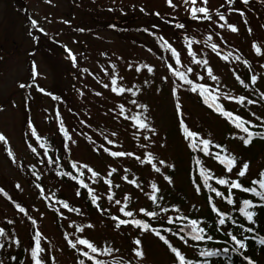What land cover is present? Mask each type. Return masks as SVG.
<instances>
[{"label":"rangeland","instance_id":"1","mask_svg":"<svg viewBox=\"0 0 264 264\" xmlns=\"http://www.w3.org/2000/svg\"><path fill=\"white\" fill-rule=\"evenodd\" d=\"M173 3L175 8L170 7L166 0H51L50 3L48 0H0V134L8 141L7 144L0 141V188L8 193V196L0 193V226L2 222L15 220L18 234L27 231L28 227V218H22L4 199L7 197L12 203L22 205L26 209V216L29 214L37 219L38 231L51 245L55 255L61 257L62 264H70L69 260L73 257L63 250L52 216L46 211L40 198L41 192L37 195L35 191H31L29 182L22 174L24 166H28L29 170H38L46 186L44 198L49 202L55 199L54 180L50 179L47 172L51 171L52 164L39 166L28 146H39V143H35V138L31 137L29 120L42 139L51 138L62 145L64 158L71 163L88 165L100 174L92 177L82 169L89 187L100 197V202L104 201L106 205L107 196L114 193L116 198L110 204L117 208L122 205L127 194L130 197V208L138 213L149 200L152 182L163 193L182 189L188 197L189 205L201 202L188 184L185 172L188 167L187 146L181 138L175 97L172 95L173 87L182 82L171 75L167 65L152 51L157 43L162 46L159 37L163 36L181 53V65L175 67L183 71L191 66L197 73L205 76L199 83L216 87V82L207 78L202 65L191 63L185 37L200 41L193 44L196 58L209 61L223 92L238 95L239 88L235 82L233 67H237L235 63H242L250 70V78L253 75L257 77V88L264 93V55H258L253 49V42H256L264 53V0H248L247 4L237 0L234 5H228L226 0H208L213 21L193 20L189 15L191 5L186 6L184 0H173ZM196 6H201V0H197ZM142 8L144 11H141ZM231 8L239 11H230ZM216 10L224 14L228 23L235 25L238 31L232 32L227 27L221 29L217 23ZM240 11H243V16ZM157 12L160 13L159 16L156 15ZM257 14L263 18V22ZM33 19L37 21V27L32 26ZM176 23H183L186 27L178 29L175 27ZM128 25L134 28V32L123 33L124 28H116ZM131 28L129 30L132 31ZM80 29L84 31H79ZM216 33L220 35L217 36ZM210 34L213 42L219 46L220 55L204 43ZM65 46L77 57L76 66H73ZM165 51L170 58V51ZM224 55H229L227 61L222 58ZM236 56L240 59H234ZM33 62L39 73L35 84L46 92L59 95L61 100L55 101L37 90L32 81ZM168 63L173 61L168 59ZM112 65L116 66L113 75L123 77L118 83L133 87L134 91L137 88L141 90L137 96L134 97L131 93L117 95L110 87H104L105 83L110 84L111 79L104 69L111 71ZM129 65L133 68H129ZM144 65L151 66L154 71L149 73ZM136 67L141 68V71L136 72ZM84 69H88V72L83 71ZM165 76L169 77L167 81L162 79ZM190 78L195 80V76L191 74ZM21 83L32 86L21 88ZM196 95L192 92L189 95L184 88L178 91L186 123L192 130L200 125L212 138L225 139L235 151L236 144L241 142L233 138L237 130L202 108L195 101ZM133 99L148 106L149 121L156 128V135L144 130L136 132L133 121L125 119V116L142 112V109L130 103ZM122 103L126 110L124 116L118 115L119 105ZM57 110L60 119H57ZM61 120L75 143L66 140L59 132ZM112 133H116V136H112ZM206 134L204 136H208ZM144 135L151 136V139L145 141ZM105 136L114 140L115 145H108ZM142 143L147 147L141 149L139 145ZM102 146L113 151L134 152L136 155L151 152L157 166H160L158 161L163 159L166 163L173 164L174 168L161 166V173H156L151 166L141 165L133 157L113 158L102 150ZM7 149L14 153L15 162L8 156ZM261 161L262 157L257 158L250 168L253 169ZM113 167L117 172L109 179L113 186L120 183L121 189L114 190L112 187L110 193L109 186L104 181ZM125 169H128L127 173ZM124 175L142 182V185L132 188L133 184L131 186L122 179ZM164 175L171 176L174 183L168 184L163 179ZM35 178L33 182L37 185L39 178ZM17 184L20 188L16 187ZM101 190L105 197L100 196ZM173 194H177V191ZM116 199L122 201L121 205L115 204ZM133 199L137 201L134 202ZM64 221L65 225L78 221L93 225L92 229H88L87 236L96 240L95 243L104 244V238L123 239L118 257L135 258L131 253L132 241L140 236L143 239L145 257L139 264H164L168 261V256L154 235L140 233L131 225H123V228L117 229L114 227L115 222L105 219L100 211L97 212L95 221L82 220L71 213L66 214Z\"/></svg>","mask_w":264,"mask_h":264},{"label":"snow or ice","instance_id":"2","mask_svg":"<svg viewBox=\"0 0 264 264\" xmlns=\"http://www.w3.org/2000/svg\"><path fill=\"white\" fill-rule=\"evenodd\" d=\"M50 3L51 0H48ZM237 2V0H226V3L228 5H234ZM240 2L247 4L248 0H240ZM166 3L170 6L175 8L176 5L173 3V0H166ZM184 3L186 6L191 5L189 8V15L190 18L193 20H203V21H213V14L210 8L208 7V0H201V6L197 7V0H184ZM221 7H224V5H221ZM230 11H239L238 9L231 8ZM141 11H144L142 8ZM216 16L218 17V26L223 29L227 27L232 32H237L238 28L228 23L227 18L224 14H222L219 10H216ZM157 16L160 15V13H156ZM240 15L243 16V11H240ZM222 21L223 23H219ZM33 27H37V21L32 20L31 21ZM67 23V21H65ZM246 23V21H245ZM114 27V26H111ZM155 27V26H154ZM175 27L178 29H184L186 26L183 23H176ZM145 31H148L147 29H144ZM40 31H44L43 29H40ZM79 31H84L83 29H80ZM249 32H251V29H249ZM31 34V33H30ZM215 35L219 36V33H216ZM187 40V53L192 58L191 63L196 66H203V68L206 70L207 78H210L212 81L216 82V87L212 88L211 86L203 83V82H196V81H203L205 79V76L197 73L195 71L194 67H187L185 70L181 71L179 68L175 67V65H181V53L177 51L175 47L171 43H169L163 36L159 37V40L162 42V47L170 51L171 59L173 63L167 64V69L171 73L172 76L176 77L179 81L182 83L177 85L176 87H173L172 89V95L175 97V112L178 117V123H179V129L181 130L183 137L185 140L188 141L187 147L191 149L193 152H201L206 157H212L214 158L220 165L224 166L225 172L227 174L233 173L236 171V179H227L225 177H218L215 176L214 173L207 169L204 166V161L198 157L194 156L193 161L195 165L198 168V177L192 178V184L195 188V191L197 194L201 193L202 189H207L208 192L214 193L215 197H219L221 199H224L227 204L229 205H236L237 201L233 199V189L240 191L241 193H251L254 197L259 198V204H256L253 202L252 199L249 198H243L238 206L239 213L250 223H255L254 217L256 216V212L253 210L257 207H264V170H261L258 173V179H253L250 182V185H258L259 190H257L256 187L253 186H245L241 182V178L246 177V174L249 171L250 163L248 161L240 162L237 160L236 156L234 154H231L228 152L227 148L221 144H214L211 139L204 138L201 136L200 133L197 131H194L190 128V126L186 123L183 115V109L182 104L180 102V98L178 96V91L181 88H184L186 91H190L192 93L197 94L203 101V103L210 109H212L215 113L220 115L221 117L225 118L233 127L235 130H237L236 134L233 135V138L239 139L244 146H248L253 143L255 138H260L264 140V119L261 117H256L257 120H260L261 123L259 125L254 124L251 120L246 119L244 116L240 114H236L233 111L228 110L224 104L221 102L222 100H234L238 104L243 105L245 101H247V104L251 105L254 104L255 101L251 99H247L245 96H232L227 93H224L221 91L222 85L219 82V78L214 75L213 69L209 66V61L206 59H197L196 58V52L193 51V44L194 43H200V41H194L192 39H189L188 37H185ZM223 37H221V40ZM205 44H207L214 52H216L217 55H220V52L218 51V44L213 42V36L210 34L206 40L204 41ZM253 49L258 55H264V53L261 52V47L256 42H253ZM65 50L68 52V56L73 62V66H76L77 64V57L71 52L70 49H67L65 46ZM230 55V54H229ZM229 55H224L222 58L227 61L229 59ZM234 59L239 60L240 57L236 56ZM247 63V61H245ZM144 68L147 69L149 73H152L154 69L151 66L144 65ZM115 65L111 66V71L109 69H104L105 74L110 75V84L105 83L104 87L109 88L113 93H116L117 95H123L124 93H131L132 96H137V94L141 91L139 88H137L135 91L133 90V87H125L122 84L118 83V81L123 80V77H120L118 74L113 75V72H115ZM129 68H133L132 65H129ZM136 72H140L141 68L136 67L134 69ZM83 71L88 72V69H84ZM191 76H195V80L190 78ZM39 75L37 71V66L33 62L32 64V81L33 84H35L36 77ZM163 80L167 81L169 79L168 76H165L162 78ZM237 81L241 85H243L245 88H248L249 85L245 83L243 79L240 78L239 75L236 76ZM257 80V77L253 75L251 77V83L255 84ZM32 85H26L24 83H21L19 87L25 88V87H31ZM35 87L37 90L41 93H44L45 95L51 96V98L55 101L61 100V97L59 95H54L50 92H46V90L42 87H40L38 84H35ZM100 93H97L99 95ZM261 96L264 97V93H261ZM130 103L140 109H142V112L137 113L133 116H125V119H130L133 121V127L136 129V132H141V130L147 131L152 133L153 135L157 134V130L155 127H153L149 121L148 116V106L145 104L138 103V100L133 99L130 101ZM125 105L122 103L119 105V112L118 115L124 116L125 115ZM57 119H60L59 117V111L57 110ZM255 115V113H253ZM259 127L262 129L261 131H253V129ZM28 128L30 130L31 137L35 138V143H39V147L44 149L43 155L48 157L47 163L48 164H56L57 167H59V159H53L52 157L48 156V152L50 149V145L47 144L46 140H43L42 137L38 135L37 129L33 125V122L31 120L28 121ZM59 132L63 135V137L66 140L71 141L72 143H75L74 140H72L71 136L69 135V131L65 128L63 121H60L59 126ZM135 134V133H134ZM112 136H116V133H112ZM143 139L145 141H149L151 139V136L144 135ZM105 140L107 141L108 145H115V141L112 139H109L107 136H105ZM0 141L4 142V144H7L8 141L6 137L3 134H0ZM29 148H31V151L33 153L37 152V148L33 146V144L28 145ZM139 147L141 149L146 148V144H140ZM215 148L218 151L213 153L212 149ZM102 150L104 152H107L111 157L113 158H122V157H133L135 160L139 161L141 165L145 166H151V168L156 173H161L162 168L161 166L165 168H174L173 164L166 163L165 160L161 159L158 161V164L160 166H157V162H155V157L151 152L147 153H141V155H136L134 152L129 151H120V150H111L109 147H103ZM7 154L10 158H12V161L15 162V156L14 153L7 149ZM71 169L73 170H86L88 173L91 174L92 177H98L100 174L96 172L94 169L89 167L88 165H79L76 162L71 163ZM125 173L128 172V169L124 170ZM116 168H110V170L107 173V176L105 178V184L109 186V192L111 193L113 182L109 177L113 175V173H116ZM35 175V173H33ZM61 175L69 176L71 179L76 180L81 187L86 188L89 196L91 197V202L93 205L96 206L97 210L100 212H106L108 209L101 208L100 205L97 203V201L100 199L99 196L95 194V191L93 188L89 187L88 184L85 183L83 179L80 177L84 175V171H78V175H73L72 171L62 172ZM123 180L127 181L130 184L135 185L136 187H140V185L137 183L135 179H130L128 175H124L122 177ZM163 179L167 181L168 184H173L174 181L171 176L164 175ZM215 180V184L217 186H225L227 189V195H225L224 191H221L219 187L213 186L210 181ZM17 188H20V185H16ZM114 187H119V185H115ZM151 193L148 194V199L152 202L153 205H155L159 211L150 210L149 208H140L138 210V213H134L131 210H128V201L130 197L125 194L123 200L124 205L119 207L118 211L120 214H122L123 217L121 218V215H113L110 218L115 222V227L119 229L122 225H131L134 226L140 233H150L154 235L159 241L163 243L164 246L170 251V253L173 256V264H208V260L205 259L203 262L199 260H193L186 256V254L178 247L174 246L172 243L170 236L166 235L170 234L171 236L178 237L180 241L183 242L184 245H188L190 241L195 242H201V241H212L213 236L208 234V230L206 226H202L203 221L202 219H195L190 218L187 215H177V216H168L167 217V224L168 225H176L177 229L174 231L173 227H163V218L161 217V213H167L169 212V208L162 207L160 204V201H162L164 198L163 196L159 195L160 189L158 185L155 182H152L151 185ZM37 188H41V185L37 184ZM41 192H43V189L41 188ZM0 193H3L5 196H8V193L4 191V189L0 188ZM79 191H77V195H79ZM108 200L112 201L114 198V193L108 195ZM57 204H60L63 209H68L69 211H76L79 212V209L71 208L69 203L67 201L63 200H56ZM122 201L119 199L115 200V204L117 206L121 205ZM208 204L210 206V209L213 213L216 215V221H215V230L220 231L221 226L226 225L227 221H231L232 225H235L236 227L244 229L243 224H238L237 220L229 216L227 213L221 211L215 201L213 196L208 197ZM16 207L19 209L21 213H26V209L22 207L20 204H16ZM195 207V206H193ZM171 210L180 213V208L176 205L171 206ZM59 211V209H58ZM142 214L144 218H136L137 215ZM30 220H32V223L35 224L36 221L32 219V217H28ZM161 221V227L154 226L152 221ZM8 223H13L12 221H8ZM88 227H93V225L89 224ZM245 231L252 232L254 231L253 228L248 227L244 229ZM76 231L83 232V228H77ZM227 237L231 239V241L234 243L235 247L231 249L233 252H238L242 249H246V239L238 238L237 235L233 233V231L228 230L224 233ZM5 235V230L3 228H0V236ZM44 239L42 234L39 231L35 232V235L33 236L34 245L30 246V249L28 251L30 252V257L32 264H46L45 259L41 255L45 252V248L41 246V241ZM65 239L67 240L68 246L77 249L81 255L85 258H87L89 261L92 262V264H105V261L102 259H98V255H109L113 251H118L117 249H114L112 247H100L96 245L94 242L90 241L86 238H78L76 240L68 239V234L65 233ZM15 243L19 244V240H16ZM259 243L261 245H264V238H261L259 240ZM84 246L83 248H79L78 246ZM3 247V244L0 243V248ZM193 247H198V245H193ZM229 251L228 248H224L223 252L227 253ZM131 253L135 257V259L139 262L144 259L145 252L143 248V239L140 236H137L132 241V248ZM220 252L216 250H209L208 248H204L199 251V256L201 257H213V256H219ZM15 259V257H13ZM244 259L248 262V264H256V261L252 260L251 258L245 256ZM0 264H3V262H0ZM53 264H54V258H53ZM78 264H85V261L83 259L79 260ZM120 264H131V260L124 262L121 261Z\"/></svg>","mask_w":264,"mask_h":264},{"label":"trees","instance_id":"3","mask_svg":"<svg viewBox=\"0 0 264 264\" xmlns=\"http://www.w3.org/2000/svg\"><path fill=\"white\" fill-rule=\"evenodd\" d=\"M257 15H258V18L263 22L262 20L263 18H261L259 14ZM116 28L117 29L124 28L122 30L123 33L134 32L133 31L134 28H131V26L129 25L119 26V27L116 26ZM130 28L132 29V31L129 30ZM152 51L159 55L160 61L162 63H164L165 65L168 64L169 54L166 53L165 49L162 46H159V43L156 44V48ZM235 64H237V67H233V73H234L235 79H236V76L239 75L240 78L243 79L245 83L249 85L248 88H245L236 79L235 82L237 84V88H239L237 89L238 95L245 96L247 97V99H251L255 101V103L249 105L247 104V101H245V103L241 105V104H238L234 100H222L221 102L224 104V106L228 110L233 111L236 114H240L244 116L246 119L251 120L254 124L259 125L261 121L257 120L256 117H261L262 119H264V97L261 96V93L263 92L261 89H260L261 91L258 90L256 82L255 84L251 83L250 70H248L242 63H235ZM228 65L230 66L231 64L228 62ZM172 81H174L173 78H172ZM196 82L199 83V81H196ZM187 93L191 95L190 91H187ZM195 97H196L195 101L202 108H204L208 113L216 115L217 117L220 118L221 121L223 120L226 121V123L229 126L234 128L225 118L221 117L220 115L215 113L212 109L208 108L203 103L202 99L198 95H196ZM253 113H255V115H253ZM261 130L262 129H260L259 127L253 129V131H261ZM194 131H197L198 133H200L201 136H203L204 138L211 139L214 144H221L225 146L228 152L231 154H234L237 160L240 162L248 161L251 165V163L256 161L257 158L262 157V161L260 162V164L259 165L257 164L253 169L249 168V171L246 174V177L241 178V182L245 186H253V187H256L257 190H259L258 185H250V182L253 179H258L259 178L258 173L261 170H264V140L260 138H255L253 143L248 146H244L243 143L240 142L239 144H236L237 148L235 151H233L225 139L218 140V139L212 138L211 135L208 133V131L204 132V130L201 129L200 125L196 126V129ZM205 134L208 136H204ZM181 138L187 146L188 141L184 139L183 134L181 135ZM43 140H46L47 144L51 146L48 152V156L52 157L53 159H57V158L59 159V167H57L56 164H52L51 171L47 170V172L49 173L48 175L50 179L52 181L54 180L53 189L56 195L55 199L49 202L47 199L44 198L45 195L43 193H44V189L46 186H44V181L40 177L41 173H39L38 170L36 169L34 171L33 169L29 170L28 166H24V170H23L24 172H22V174H24L26 181L29 182L31 191H35V193L37 194L38 192H41V188L43 189V192L40 193V198H42V201L45 204L46 211L49 212L52 216L55 229L60 236L65 254H68V256L70 254L73 257L72 260H69L70 261L69 263L78 264L79 260L83 259L85 261V264H92V262L89 261L87 258L83 257L77 249H73L69 247L67 240L65 239V233H67L68 239L76 240L78 238H86L94 243L96 242V240L87 236L88 229H92V227L89 228L88 225L83 224L81 221L72 222L66 225L64 223L65 222L64 219L66 218L67 213L68 214L71 213L82 220L95 221L97 218L98 210L96 206L92 204L91 197L89 196L87 189L81 187L80 184L76 180L71 179L69 176L61 175L62 172H67V171H72L73 175H78V171H83V170L82 169L80 170L71 169V161L62 156V153L64 151L62 148V145L57 144V142L51 138L48 140L44 138L42 139V142ZM36 148H37L36 153L31 152L32 157L35 159V161L38 162L39 166L43 165L44 167L45 165H48L47 163L48 157L43 155L44 149L40 148L39 146H36ZM212 151L215 154V152L218 150L213 148ZM187 154H188L187 155L188 167L186 169L187 171L185 170V172L188 178L187 179L188 184H190L193 192H196V191L192 184V178L198 177V168L193 161L194 156L200 157L204 161V166L207 169L211 170L215 176H218V177L222 176L227 179L237 178L236 171H238V169L235 170L231 174H227L225 172L224 166L220 165L214 158L206 157L201 152H193L188 147H187ZM28 170L30 171L29 176H28ZM31 172L35 173V175H33ZM34 177H36L35 178L36 180L37 178H39L37 183L41 185V188H37V185L35 184V182H33ZM80 178L83 179L86 184H89L85 174L81 176ZM28 179H30V181H28ZM136 181L140 186L142 185V182L138 180ZM210 183H212L213 186L215 187H219V189L221 191H224L225 195H227V189L225 186H217L215 184V180L210 181ZM115 185H119V187L118 188L114 187ZM115 185L113 186L114 190L121 189L120 183L115 184ZM134 186L135 185H133L132 188H134ZM77 191H79L80 193L79 195H77ZM175 191H177V194H173V192ZM100 192H101L100 196L105 197L104 194H102V190ZM233 193H234L233 199L237 201L236 205L227 204L224 199L215 197L214 193L208 192L207 189H202L201 193L197 194L200 197L201 202L189 205L188 197L187 195L184 194L182 189H179V190L173 189L169 191L168 193H163L162 191H160L159 195L163 196L164 198L162 201H160L161 206L169 208V212L160 214L161 217L163 218V227H173V230L175 231L177 229V226L168 225L167 217L177 216V215H187L190 218L202 219L203 221L202 226H206L208 230V234L212 235L214 238L212 241H207V240L201 241V242L190 241L188 245H184L183 242L180 241L178 237L171 236L170 234H167V233L165 234L170 236V239L172 243L174 244V246L180 248L186 254L188 258L193 259V260H199L203 262L205 259H207L208 264H248V262L244 259V257L247 256L251 258L252 260L256 261V264H264V245H261L259 243V240L261 238H264V207H257L253 209L256 212V216L254 217L255 223H250L237 210L239 203L243 198H249V199H252L254 203L259 204V198L254 197L251 193L245 194L235 189H233ZM115 196L116 194H114L113 199L116 198ZM209 196L214 197V201L217 207L221 211L227 213L229 216L234 217L237 220L238 224H243L244 229L251 227L254 229V231L252 232L245 231L242 228L232 225L231 221H227L226 225L221 226L220 231H216L215 230L216 215L215 213L211 211L210 206L208 204ZM4 199L8 202V204L11 207H13V209L20 216H22V218L24 216L26 218L30 216L29 214L28 216H26L25 213H21L19 209L16 207V204L12 203V200H10V198L4 197ZM57 199L67 201L71 208L79 209V212L69 211L68 209H63L60 204L56 203ZM133 200L134 202L137 201V199H133ZM105 202L108 204V206L107 204L105 205L104 201H101V202L99 200L97 201V203L100 205L101 208L108 209V211L102 213L105 219H111L110 217L113 215H121L122 217V214H120L118 211L119 207L117 208L112 207L114 205L110 204L111 201H109L108 198ZM123 205H124V202L122 203L121 206ZM172 205L178 206L181 210L180 213H176L172 211L171 210ZM144 208H149L150 210L159 211V209L155 205H153L150 200H148ZM128 210L133 211L130 208L129 201H128ZM134 213H137V212H134ZM136 218H144V217L142 216V214H139L137 215ZM32 219L35 220L36 223L33 224L32 220L28 218L27 219L28 223L26 224V227L28 225L27 231L25 230V232L23 231L22 233H19V234L16 233L15 226L17 225V223L15 220H13V223H8V221L2 222V226H0V228H3L5 230V235L0 236V243L3 244V247L0 248V262H3V264H32L30 252L28 251V249H30V246L34 245L33 236L35 235V232L38 231V228H37L38 221L36 218L34 219V217ZM152 223L154 224V226L161 227L160 220L152 221ZM78 227L83 228L84 231L86 232L83 233L84 231L83 232L76 231ZM106 228L108 229V227ZM120 228H123V225ZM228 230L233 231V233L237 235L238 238L246 239V244H247L246 249H242L238 252L231 251V249L235 247V245L231 241V239L224 234ZM16 240H19V244L15 243ZM104 240H105L104 244H99V243H95V244L100 247L108 246V247H112L118 250L119 247H121L122 243H124L123 239L120 241V240H116L115 238H104ZM156 240L159 243V245L164 249L166 255L168 256V261L164 264H173V256L170 253V251L166 248V246L163 245L161 241H159L157 238ZM119 242H120V245H119ZM193 245H198V247L194 248ZM41 246L45 248V252L42 253L41 255L45 259L46 264H53V258H54V264H62L61 257L55 255V251L52 250L51 245L46 241L45 238L41 241ZM78 247L83 248L84 246L80 245ZM204 248H208L209 250L219 251L220 255L208 257V258L201 257L199 256V251ZM224 248H228L229 251L227 253H224L223 252ZM118 253L119 251H113L109 255H103V254L98 255L97 258L104 260L105 264H120L121 261L127 262L129 260H131V264H139V262L135 258H132L131 256H128L125 259L123 257H118ZM13 257H15V259H13Z\"/></svg>","mask_w":264,"mask_h":264}]
</instances>
